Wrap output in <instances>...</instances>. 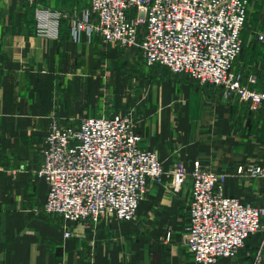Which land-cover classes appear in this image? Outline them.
Returning <instances> with one entry per match:
<instances>
[{
  "label": "crops",
  "instance_id": "crops-1",
  "mask_svg": "<svg viewBox=\"0 0 264 264\" xmlns=\"http://www.w3.org/2000/svg\"><path fill=\"white\" fill-rule=\"evenodd\" d=\"M89 3L0 0V264H195L184 241L191 177L177 192L168 182L150 181L134 220L105 215L98 223L71 222L45 213L48 184L37 171L51 117L78 125L89 116L128 114L142 146L157 151L165 170L180 160L192 170L199 159L228 174V194L262 205L264 177L250 179L237 169L264 163V105L252 109L237 96L226 97L222 87L148 66L138 51L96 34L76 39L70 21ZM39 6L69 15L59 37L37 33ZM260 33L264 0H251L242 31L247 50L234 71L261 90ZM215 264H264L263 233Z\"/></svg>",
  "mask_w": 264,
  "mask_h": 264
},
{
  "label": "built area",
  "instance_id": "built-area-1",
  "mask_svg": "<svg viewBox=\"0 0 264 264\" xmlns=\"http://www.w3.org/2000/svg\"><path fill=\"white\" fill-rule=\"evenodd\" d=\"M251 0H90L72 16L76 39L96 34L104 41L138 51L148 66L162 65L202 85L222 87L252 109L264 105V89L242 82L233 65L243 52L242 31ZM69 15L39 6L37 33L59 37ZM96 17V19H95ZM258 39L264 42V34ZM256 75L250 77L256 82ZM132 116H89L78 125L51 117L38 175L48 184L43 210L71 222L105 215L134 220L150 181L170 184L177 192L192 178L188 227L184 241L195 264H215L233 258L247 239L264 235V203L247 204L226 191L228 174L194 161L188 170L180 160L165 170L157 151L142 146ZM238 174L264 177V163L241 165ZM71 232L67 230L66 236Z\"/></svg>",
  "mask_w": 264,
  "mask_h": 264
},
{
  "label": "rangeland",
  "instance_id": "rangeland-1",
  "mask_svg": "<svg viewBox=\"0 0 264 264\" xmlns=\"http://www.w3.org/2000/svg\"><path fill=\"white\" fill-rule=\"evenodd\" d=\"M253 37H255V35H254ZM253 41H254V40H253ZM258 42H259V43H260V42L263 43V42H262L261 40H259V39H258ZM258 45H259L258 43L255 44L256 47H258ZM259 46H260L261 48H263V45H262V44H260ZM250 47H251V46H250ZM245 50H247L246 47H244L243 52L239 55V57L237 58V60L240 59V57H241L242 55H244ZM237 60H236V61H237ZM236 61L234 62V65H235ZM234 65H233V68H234ZM234 69H235V68H234ZM258 80H259V78H258ZM257 83H258V82H257ZM141 143H142V142H141ZM222 259H224V258H221V259H219L218 261H220V260H222ZM225 259H226V258H225ZM218 261H217V262H218Z\"/></svg>",
  "mask_w": 264,
  "mask_h": 264
}]
</instances>
